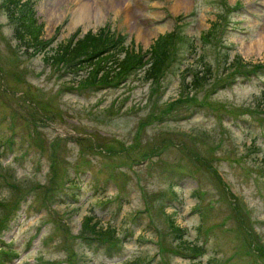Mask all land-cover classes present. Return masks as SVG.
<instances>
[{"label": "rangeland", "instance_id": "rangeland-1", "mask_svg": "<svg viewBox=\"0 0 264 264\" xmlns=\"http://www.w3.org/2000/svg\"><path fill=\"white\" fill-rule=\"evenodd\" d=\"M72 1H33L41 38L55 37L34 52L0 0V261L264 264V0H88L77 24L85 0L68 14ZM104 29L142 59L166 31L184 45L155 80L111 59L102 71L122 84L99 91L77 86L86 66L46 60L77 30ZM206 231L202 253L184 255Z\"/></svg>", "mask_w": 264, "mask_h": 264}, {"label": "trees", "instance_id": "trees-1", "mask_svg": "<svg viewBox=\"0 0 264 264\" xmlns=\"http://www.w3.org/2000/svg\"><path fill=\"white\" fill-rule=\"evenodd\" d=\"M4 4L9 12V15L12 19H14L15 27H14V37L18 40L21 46H25V48L36 47L43 39L42 28L43 23L39 21L37 17V11L34 8L33 0H4ZM104 30L101 32H93L88 31L83 36L78 37L72 43H69L67 40L60 41L53 52L49 53L45 58L50 61H59V64L62 62H73L78 58L84 55L93 54L92 57L98 55L102 50H104L105 46L109 43H112L115 39L114 32H108L104 34ZM181 35L178 30H171L161 33L155 41L152 43L151 48L148 49L151 53L150 64L145 67L144 77L146 79L155 80L159 77V75L163 72L164 64L168 61L170 52L172 48H174L178 42L180 44L181 40H179ZM178 47V45H177ZM175 47V48H177ZM133 50V49H132ZM130 49L129 46L124 43H119L117 48V55L114 57L115 67L120 69H126L130 65L136 62L143 63L144 60L141 58L139 52H134ZM120 53L124 55L120 57ZM83 60V59H82ZM83 62V61H82ZM101 63V61L99 62ZM97 62L92 63V68L88 70V73L83 75L78 83H87V84H100L103 81L111 80V78L115 77L118 72L111 73L109 70L98 71ZM140 63V64H141ZM231 64L234 65V62ZM189 69V68H188ZM209 69V66L207 67ZM202 71V70H201ZM205 78L203 72L196 71L194 76L189 82H185L186 87H190L191 89H196ZM92 216H86V226L92 228V230L96 231H114L115 229L108 226H100L96 227L95 223H88L91 220ZM171 224L173 226H177L176 222L171 220ZM3 226V225H2ZM94 226V227H92ZM87 233H85L86 235ZM186 247H190L193 250L200 249L198 244L188 245L185 244ZM196 264H202L197 262Z\"/></svg>", "mask_w": 264, "mask_h": 264}, {"label": "bare ground", "instance_id": "bare-ground-1", "mask_svg": "<svg viewBox=\"0 0 264 264\" xmlns=\"http://www.w3.org/2000/svg\"><path fill=\"white\" fill-rule=\"evenodd\" d=\"M98 7L99 6L97 5L96 6V12H95L96 16H100V14L102 13V10H100V8H98ZM90 13H92L90 11V5H88V0H85L80 6L75 8L74 16H73V19H72V24H77L78 22H80L83 19L88 20L90 18Z\"/></svg>", "mask_w": 264, "mask_h": 264}]
</instances>
